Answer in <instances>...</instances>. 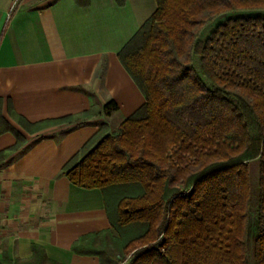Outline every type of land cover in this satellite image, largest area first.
I'll return each mask as SVG.
<instances>
[{"label": "trees", "instance_id": "obj_1", "mask_svg": "<svg viewBox=\"0 0 264 264\" xmlns=\"http://www.w3.org/2000/svg\"><path fill=\"white\" fill-rule=\"evenodd\" d=\"M118 55L146 100L114 133L102 120L64 167L105 192L111 221L73 251L100 264H250V252L264 264V0H157ZM117 109L110 99L35 122L13 115L37 133ZM6 131L16 142L0 150V169L28 142L0 98ZM10 264L61 263L34 244L31 259Z\"/></svg>", "mask_w": 264, "mask_h": 264}, {"label": "crops", "instance_id": "obj_2", "mask_svg": "<svg viewBox=\"0 0 264 264\" xmlns=\"http://www.w3.org/2000/svg\"><path fill=\"white\" fill-rule=\"evenodd\" d=\"M157 8V0H0L2 113L28 139L0 169V260H28L33 245L61 264H100L73 251L86 234L111 228L107 196L73 183L65 165L105 120L123 121L146 100L118 52ZM114 99L119 109L79 126L30 133L13 111L35 122ZM0 133V150L13 146Z\"/></svg>", "mask_w": 264, "mask_h": 264}, {"label": "rangeland", "instance_id": "obj_3", "mask_svg": "<svg viewBox=\"0 0 264 264\" xmlns=\"http://www.w3.org/2000/svg\"><path fill=\"white\" fill-rule=\"evenodd\" d=\"M122 123L119 122V121H112V128L110 127L109 128V131L114 133L118 130L120 124ZM255 218H256V215L255 213L252 214L251 216V235H250V241H251V244H252V239H253V236H254V233H255ZM118 249V252L121 253V245L117 248ZM249 259H250V264H253V256H252V253L250 252L249 254ZM127 262L125 263H122V264H126Z\"/></svg>", "mask_w": 264, "mask_h": 264}]
</instances>
